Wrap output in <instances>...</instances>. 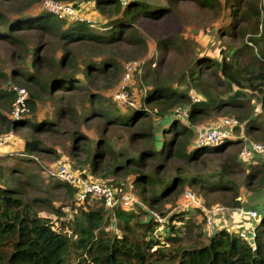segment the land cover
<instances>
[{
    "label": "trees",
    "instance_id": "trees-1",
    "mask_svg": "<svg viewBox=\"0 0 264 264\" xmlns=\"http://www.w3.org/2000/svg\"><path fill=\"white\" fill-rule=\"evenodd\" d=\"M56 1L77 8L80 0ZM184 1L211 9L217 15L222 10L224 14L230 13L235 18L232 26L220 28V34L233 37L239 32L246 41L236 49L223 45L218 56L198 54L196 64L178 87L153 84L143 104L123 116L115 106L104 105L109 84L120 78L123 62L117 49L127 44L146 45L138 22L164 18L174 11L178 0H95L97 11L105 19V32L86 21L59 18L41 10L42 0H0L10 10L0 8V41L17 45L21 58V64L9 76L16 86L29 92L28 112L13 121L0 114V127L4 125L6 132L26 129L27 139H31L26 140L27 150L31 154L41 153L42 140L36 135L62 131L61 118L66 114L75 120L76 109L68 103L53 118H41L39 104L56 97L62 102L67 93L72 97L88 95L95 107L84 112V120L92 114L118 131L108 137L102 134L95 154L91 152L89 138L79 133L73 139V146L82 153L74 156L78 166H91L94 178H131L142 203L135 206L146 210H108L102 204L96 208L89 200L77 204L79 188L53 180L55 185L65 187L64 206L70 205L76 211L73 219L57 224L39 215L35 207L47 204L57 216L65 214L61 207H55L49 199L35 198L32 203L24 199L21 185L30 184L31 179L20 180V176L25 174L27 161L11 166L8 173L0 166V264H264V215L255 224V248L229 228L205 235L201 223L188 224V210L172 214L166 232L155 235L159 222L152 212L166 214L165 204L176 203L186 190L205 199L213 196L214 201L231 209L241 207L242 196L264 190V162L250 165L246 172V165L239 163L237 154L230 150L242 142L240 139L226 137L217 144L202 145L193 129L204 116L216 112L237 119L240 125L233 129L242 128L248 137L264 141V121L258 119L253 102L257 99L264 111V4L261 0ZM242 20L248 25L238 28L236 23ZM28 34H36L40 39L46 36L47 40L31 46L26 44ZM53 39L61 43L62 56L58 59L47 55ZM163 46L164 50L180 47L173 37L164 39ZM29 52H33L31 69L26 67ZM208 75L214 85L208 81ZM0 77L7 76L0 72ZM197 90L203 95L195 100L192 92ZM17 96L13 87L0 91V100L9 113L17 105ZM178 107H186L187 115H178ZM80 137L84 141L80 142ZM165 137L169 139L163 141ZM104 153L108 155V167L98 159ZM175 161L199 169L209 168L214 161L213 172L190 176L185 168L168 172L169 164ZM60 165L63 164L53 167ZM68 167L82 174L79 167ZM242 173L245 175L240 177ZM108 211H113L114 216H109ZM142 213L148 214V222L141 220ZM112 218L120 221L119 233L106 230ZM192 228L196 229L195 234L186 236Z\"/></svg>",
    "mask_w": 264,
    "mask_h": 264
},
{
    "label": "rangeland",
    "instance_id": "rangeland-1",
    "mask_svg": "<svg viewBox=\"0 0 264 264\" xmlns=\"http://www.w3.org/2000/svg\"><path fill=\"white\" fill-rule=\"evenodd\" d=\"M156 1L164 2L166 0ZM260 2L261 5L264 4V0H261ZM77 5L78 7L75 8L77 16H80L81 18L85 17L87 19V23L90 25L92 24L100 31L105 32V19L102 18L100 13L97 11L95 7V0H80L77 2ZM0 8L5 12L10 11L8 10V6L6 4L0 3ZM234 19L235 18H231L230 13L226 12L224 14L223 10L220 12V15H217L211 9L198 7L193 4V2L178 0L174 11L167 13L164 18L154 21L144 19L140 20L137 24L138 30L141 36L147 41V44L144 46H133L127 44L122 46L120 45V47H118L117 51L121 54L123 62L120 70V78L109 84L104 96L105 107L111 105V107L114 108L115 106L117 113L126 116L129 111H132L138 108V105L143 104V99L153 84L173 88L178 87V85L183 82V77H185L187 71L196 64V56L198 54L205 53L213 57L218 56L220 48L223 45L226 47L230 46L232 49L240 47L246 39L242 38L239 32L233 37L227 35L222 36L220 34V28L222 29L225 25L231 27V23ZM236 24L238 28H243L248 25V22L246 20H242ZM170 37L175 38L180 47L177 49L170 48L168 50H164V39ZM44 40H47L46 36L41 39L36 34H28V36H26V44L31 46H37L38 43ZM182 41L183 44H181ZM19 53L20 50L17 45L3 40L0 41V72L7 76L0 77V91H8L13 87L18 92V96L20 97V89L24 87L19 88L16 86L9 76L10 72L21 64ZM42 53H45V51L43 50ZM47 55L48 57L57 59L60 58L62 56L61 43L53 39L49 45ZM125 58H129V61L125 60ZM32 61L33 52H29L26 59L27 68L31 69ZM136 69H138V73H136ZM207 79L212 85H214L210 75L207 76ZM215 85L219 86L217 83H215ZM221 88L222 87H217V89ZM26 91L28 92L27 89ZM120 91L125 92L128 96L127 102L123 105H120L115 99V96ZM192 95H194L195 98H198L201 97L203 93L201 90H197L192 92ZM18 96L17 99L19 98ZM64 96L65 97H62V102H60V99L56 97L54 99H48L45 103L39 104L38 114L41 118L46 116L53 118L56 115V111L68 103L76 109L73 115L75 120L66 114L61 118L59 124L62 131H53L49 135H36V137H40L42 140L41 153L31 154L27 150L26 140L30 141L31 139H27L25 134L26 129L6 132L4 131V125L0 127V166L8 173L11 166H14L16 163L21 164V161H27L25 163L28 164L27 169H25V174L20 176V180H23L24 178L26 179L27 177H30L31 179L29 182L30 184L25 183L21 185L25 191L24 199L29 203H32L35 198H44L49 199L51 204L55 207L62 208L65 205L64 203L67 201L64 194L65 187L55 185V181L50 179L46 174V169L48 170V168L58 164H66L75 169H78L79 167V171H81L83 175H87L92 180L107 184L117 190H120L127 185L130 186L132 183L131 178H128L127 180H123L122 177L118 179L113 177L105 179L94 178L90 173L91 166L86 164L78 166L77 159H75L74 156L76 153H78V156L82 153H79V150L73 146V139L78 136L79 133L89 138L88 143L91 147V152L95 154V152L99 150V145H101L99 142L101 135L106 134L107 137L114 135L118 129L111 125L106 126L101 118L94 117L92 114L84 120V117L82 116L84 112L87 109L92 110L93 107H95V103L88 95L72 97L69 93H67L64 94ZM64 99H66V101H64ZM253 102L255 103V113L258 114V119L260 121H264V111L260 108V103L257 99H254ZM13 111L14 109L12 110V113H9V111L6 110V104H3L0 100V114H6L8 118L13 121V119L16 120L13 115ZM24 111L28 112V108ZM223 118L227 117L215 112L204 116L199 123L194 124L193 129L197 134L196 140H201L202 136L207 132L209 127H211L216 121ZM225 132L228 134L229 138L234 140L240 139L242 141L238 146L230 150L237 154V160L239 163L246 165V172L249 170L248 167L250 165L264 162V160L257 155H241V150L244 146V138L247 137L254 140L253 138L248 137L242 128L240 130H235L231 126H226ZM168 139L169 137H165L163 141H167ZM79 141L82 142L84 140L80 137ZM254 141L264 142L262 140ZM71 151H74V153ZM98 159L102 164L105 163L106 167L109 166L108 155L106 153L99 156ZM211 164L212 166L209 168L199 169L196 165L186 166L184 161H175L174 163L169 164L168 167L170 170L168 172L174 173L177 168H185L189 176L202 172L212 173L214 161H212ZM244 175L245 173H242L240 177H243ZM185 192H191L199 201L200 206L196 207L194 204L188 203V201L185 200ZM185 192L183 197H181V199L176 203L167 202L165 204L163 212L166 214L162 215L160 212L162 215L161 217L164 218V220L158 221V228L155 232L156 236L162 235L166 232L168 228V219L172 214L182 210H188L189 213L186 217L191 219V222L188 224L201 223L203 230L206 232L205 235L209 236L221 228H229L238 233V235H241V231H244L247 237L246 239L250 242V244L253 243V246H255L253 238V228L255 227V222H253L252 227L250 228L244 227L240 229L237 226L226 227L228 224L223 223L225 216L226 221L229 217V214H227L228 208L226 206L222 203L214 201L213 196H209L206 200L204 197L199 196L197 193L195 194L191 190H186ZM136 195L140 201V197L137 192ZM207 201L210 205H208ZM91 204L96 208L101 207V204L99 203L91 202ZM41 205L42 206L35 207L39 215L49 217L57 224L61 221L68 222L73 219L76 214V211L71 209L66 210V212L63 211L65 214L57 216L51 211V208L47 204L41 203ZM252 207L253 206H250L249 208L252 209ZM140 208L143 211H146L142 206L135 205L129 210L139 213L142 211ZM263 208L264 207L260 210ZM108 212L109 216H114L113 211ZM209 215L212 217V225H209L207 222V216ZM232 215L235 216V214H231V216ZM141 217L143 222H148L149 216L147 213H142ZM119 222V219L112 218V221L106 230H110L111 234L119 233ZM195 232L196 229L192 228L191 231H186L185 235L191 237L195 234Z\"/></svg>",
    "mask_w": 264,
    "mask_h": 264
},
{
    "label": "built area",
    "instance_id": "built-area-1",
    "mask_svg": "<svg viewBox=\"0 0 264 264\" xmlns=\"http://www.w3.org/2000/svg\"><path fill=\"white\" fill-rule=\"evenodd\" d=\"M75 6L71 3H61L56 0H42L40 3L41 10H47L53 14H55L59 18H71L76 21H87V19L81 18L76 15ZM19 97V96H18ZM28 98V92L25 88L20 89V97L17 99V106L13 111L14 117H20L27 108L26 100ZM115 99L119 102L120 105H123L127 102L128 96L125 92L120 91ZM197 100V98H195ZM188 109L186 107H178L176 113L180 116H186ZM240 125L239 121L234 118H223L216 121L207 132L202 136L199 142L202 145H214L220 142L222 139L228 137V134L225 132L226 126H236ZM244 146L241 150V155L253 154L259 157H262L264 160V142L254 141L247 137L244 138ZM47 176L52 180H62L64 182H68L71 185H76L79 190L76 193V203L81 204L85 200H89L91 202H99L108 210L114 209H123L129 210L136 203L142 205L139 199L137 198L136 192L134 190V185H127L121 190H117L114 187L103 184L101 182H97L92 180L90 177H84L81 173L72 172L69 167L65 164L60 165L59 167H50L48 170L46 169ZM185 200L190 204H194V206H200L199 201L193 196L191 192H185ZM63 211L71 210L70 205H66L62 207ZM249 216L253 219L255 224L261 221V217L264 215V210L252 209L249 212ZM155 219L157 221H162L161 214L158 212H152ZM207 222L209 225L213 224L212 217L207 216ZM252 227V226H251ZM255 229L254 236H255ZM241 236L247 238L244 231H241ZM255 244V243H254ZM253 246V243H252ZM253 246V248H255Z\"/></svg>",
    "mask_w": 264,
    "mask_h": 264
},
{
    "label": "crops",
    "instance_id": "crops-1",
    "mask_svg": "<svg viewBox=\"0 0 264 264\" xmlns=\"http://www.w3.org/2000/svg\"><path fill=\"white\" fill-rule=\"evenodd\" d=\"M241 202H242V205L240 208H237V209L228 208V212H227V214H229V217L227 220L228 222L225 220L226 216L223 222L225 224H228L226 227L237 226L240 229L244 227L250 228L254 221L249 216L248 212L255 208L256 209L259 208L260 210L262 207H264L263 206L264 205V190L262 192L247 194L246 197L242 196ZM250 206H253L254 208L252 207L251 209L249 208ZM231 214H235V216L233 215L231 216Z\"/></svg>",
    "mask_w": 264,
    "mask_h": 264
}]
</instances>
